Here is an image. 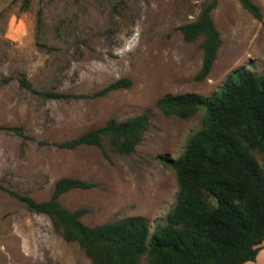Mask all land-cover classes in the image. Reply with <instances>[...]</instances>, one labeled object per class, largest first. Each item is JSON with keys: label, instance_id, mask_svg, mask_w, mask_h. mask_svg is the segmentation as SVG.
<instances>
[{"label": "rangeland", "instance_id": "1", "mask_svg": "<svg viewBox=\"0 0 264 264\" xmlns=\"http://www.w3.org/2000/svg\"><path fill=\"white\" fill-rule=\"evenodd\" d=\"M252 1L259 20L237 0H217L210 16L220 45L207 75L195 80L198 40L185 41L176 26L196 16L201 0H30L23 10L20 0H0V125H18L27 135L0 129V264H91L44 213L2 187L40 200L57 177L75 176L94 184L68 189L58 200L68 209L85 207L83 222L142 214L149 231L163 222L176 181L157 155L176 157L201 125L202 111L164 115L155 99L164 92L207 95L240 66L264 73V0ZM19 76L35 89L77 94L122 76L130 84L94 97H43L21 86ZM141 110L148 112V127L128 154L54 144L108 116Z\"/></svg>", "mask_w": 264, "mask_h": 264}, {"label": "trees", "instance_id": "2", "mask_svg": "<svg viewBox=\"0 0 264 264\" xmlns=\"http://www.w3.org/2000/svg\"><path fill=\"white\" fill-rule=\"evenodd\" d=\"M30 0H20L27 8ZM254 18L261 11L252 0H237ZM217 0H201L196 16L176 26L185 41L198 40L200 65L193 75L203 79L220 45L210 11ZM19 84L43 97L98 96L126 87L118 77L89 94L35 89L28 80ZM164 115L187 118L201 109V125L190 132L176 157L157 155L174 172V201L163 222L149 231L142 214L123 215L87 224L80 219L85 207H64L58 196L71 188H88L92 181L69 175L57 177L49 195L40 200L2 187L27 209L44 213L66 241H75L91 264H240L253 260L264 246V73L240 66L227 73L219 86L204 95L197 91L164 92L155 99ZM146 110L123 118L108 116L76 136L54 144L65 149L79 145L128 154L148 127ZM0 129L23 138L18 125Z\"/></svg>", "mask_w": 264, "mask_h": 264}, {"label": "crops", "instance_id": "3", "mask_svg": "<svg viewBox=\"0 0 264 264\" xmlns=\"http://www.w3.org/2000/svg\"><path fill=\"white\" fill-rule=\"evenodd\" d=\"M264 252V246H262L256 253L255 258L253 260H246L240 264H264V258L260 257Z\"/></svg>", "mask_w": 264, "mask_h": 264}]
</instances>
